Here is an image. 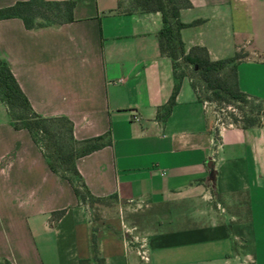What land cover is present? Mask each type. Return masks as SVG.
<instances>
[{
  "label": "crops",
  "instance_id": "obj_1",
  "mask_svg": "<svg viewBox=\"0 0 264 264\" xmlns=\"http://www.w3.org/2000/svg\"><path fill=\"white\" fill-rule=\"evenodd\" d=\"M46 1H73V21L27 30L0 20V58L36 114L68 119L76 141L110 134L75 161L91 195L107 201L80 203L0 100V260L80 264L95 229L102 264H264V123H219L187 78L158 121L174 86L157 45L161 15L118 11L119 0ZM189 2L181 23L200 22L180 31L185 53H243L239 89L264 103V0Z\"/></svg>",
  "mask_w": 264,
  "mask_h": 264
},
{
  "label": "trees",
  "instance_id": "obj_2",
  "mask_svg": "<svg viewBox=\"0 0 264 264\" xmlns=\"http://www.w3.org/2000/svg\"><path fill=\"white\" fill-rule=\"evenodd\" d=\"M127 7L124 10V6ZM73 1L51 2L27 0L12 6L0 8V20L18 18L27 30L57 26L73 21ZM191 7L189 0H119L117 10L125 13L139 11L157 12L161 15L162 27L157 34L159 54L171 59L174 86L167 103L157 110L156 119L165 121L170 115L179 94L183 79L187 78L199 103L210 104L216 112L221 106H235L240 115L227 114L226 125H239L243 129L260 126L262 115L254 105L255 99L242 93L237 81V65L245 55L236 52L232 57L211 61L205 48L193 47L185 53L180 31L200 21L183 24L179 19L181 9ZM189 67L191 74L185 68ZM0 100L6 108L12 127L26 130L33 143L46 159L50 170L65 179L72 187L77 200L89 206L105 204L107 199L96 198L85 186L75 161L111 143L110 134L76 141L73 138L72 123L63 117L43 118L36 114L22 92L6 62L0 58ZM115 198V197H113ZM63 211L57 212L59 216ZM91 259L80 264L94 262L102 264L96 230L90 233ZM0 264H10L0 260Z\"/></svg>",
  "mask_w": 264,
  "mask_h": 264
},
{
  "label": "rangeland",
  "instance_id": "obj_3",
  "mask_svg": "<svg viewBox=\"0 0 264 264\" xmlns=\"http://www.w3.org/2000/svg\"><path fill=\"white\" fill-rule=\"evenodd\" d=\"M126 5H127V3L124 6V10L127 7ZM185 70L189 74H191V70L189 67L185 68ZM254 105L256 106V108L258 107L257 111L259 110V113L262 115V113H264V103L255 102ZM229 113H233L235 115H240L239 110L235 106H228V107L221 106V110H219V112H217V118L219 119V123H223L224 125H226V123L228 122L227 114H229ZM261 119L262 120L264 119L263 115L261 116ZM145 216H147V215L143 212V213H140L139 216H136V217H138V221L139 220L141 221L142 218L145 219ZM133 217H135V216H133ZM145 224L149 225V223H145Z\"/></svg>",
  "mask_w": 264,
  "mask_h": 264
},
{
  "label": "built area",
  "instance_id": "obj_4",
  "mask_svg": "<svg viewBox=\"0 0 264 264\" xmlns=\"http://www.w3.org/2000/svg\"><path fill=\"white\" fill-rule=\"evenodd\" d=\"M135 242L139 243V247H140V250L138 252L140 258L143 260V261H147V256H146V252L144 250V241L143 240H140L138 238H135Z\"/></svg>",
  "mask_w": 264,
  "mask_h": 264
},
{
  "label": "water",
  "instance_id": "obj_5",
  "mask_svg": "<svg viewBox=\"0 0 264 264\" xmlns=\"http://www.w3.org/2000/svg\"><path fill=\"white\" fill-rule=\"evenodd\" d=\"M211 176H213V173H211Z\"/></svg>",
  "mask_w": 264,
  "mask_h": 264
}]
</instances>
